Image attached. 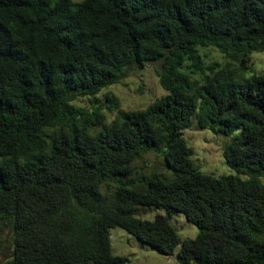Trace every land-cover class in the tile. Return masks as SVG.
<instances>
[{
    "label": "trees",
    "instance_id": "obj_1",
    "mask_svg": "<svg viewBox=\"0 0 264 264\" xmlns=\"http://www.w3.org/2000/svg\"><path fill=\"white\" fill-rule=\"evenodd\" d=\"M166 48L162 72L154 68L165 95L146 109L123 111L106 95L116 112L107 123L73 105ZM200 48L226 64L205 65ZM256 53H264V0H0L2 264H127L111 251L116 227L163 256L178 247L179 264H264ZM193 118L230 138L222 156L231 174L194 165L180 136ZM152 149L163 150L171 179L129 181L132 163ZM136 207L164 214L141 220ZM174 213L196 226L194 239L178 238Z\"/></svg>",
    "mask_w": 264,
    "mask_h": 264
},
{
    "label": "rangeland",
    "instance_id": "obj_2",
    "mask_svg": "<svg viewBox=\"0 0 264 264\" xmlns=\"http://www.w3.org/2000/svg\"><path fill=\"white\" fill-rule=\"evenodd\" d=\"M73 1L78 2L81 0ZM199 53L202 61L207 66L217 64L219 67H222L227 62L223 55L214 48H200ZM251 64L255 72H264V53L253 54ZM190 75L193 80L199 79V74ZM106 95H113L118 100L120 109L123 111H139L146 109L149 105L160 99L165 95V92L159 85L154 67L146 66L139 71H125L118 82L102 90L96 96V100L79 97L72 103L74 106L85 109L89 113L94 110L103 113L107 123H109L114 119L116 112L109 111L110 105L105 100ZM180 134L192 151L194 165L202 173L215 178L232 173L225 165L222 156L223 146L230 141L229 137L213 134L209 130H200L194 118L190 121L189 126L181 131ZM162 152L163 150L161 149H152L150 152L136 159L131 165L132 172L129 174L128 180L134 181L152 173L170 180L172 176L164 167ZM131 187L142 189L144 185L137 184L134 186L132 184ZM156 213L164 214V211L145 207H136L135 209L136 218L141 220L152 221ZM169 221L181 241L192 240L197 236L198 230L196 226L187 221L182 214H172ZM109 233L113 255L124 258L127 264H179L176 258L179 250L178 247L171 255L163 256L119 227L111 229ZM4 260V256L0 257V264Z\"/></svg>",
    "mask_w": 264,
    "mask_h": 264
},
{
    "label": "water",
    "instance_id": "obj_3",
    "mask_svg": "<svg viewBox=\"0 0 264 264\" xmlns=\"http://www.w3.org/2000/svg\"><path fill=\"white\" fill-rule=\"evenodd\" d=\"M169 55V48H166L165 53L162 57L157 59H150L145 61V65L149 67H154L157 71L162 72V63L165 57Z\"/></svg>",
    "mask_w": 264,
    "mask_h": 264
}]
</instances>
